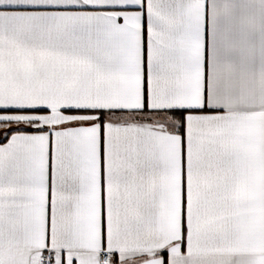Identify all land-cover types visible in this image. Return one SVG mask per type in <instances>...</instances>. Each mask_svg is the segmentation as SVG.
Segmentation results:
<instances>
[{
    "label": "snow or ice",
    "instance_id": "6c2138e0",
    "mask_svg": "<svg viewBox=\"0 0 264 264\" xmlns=\"http://www.w3.org/2000/svg\"><path fill=\"white\" fill-rule=\"evenodd\" d=\"M202 10L0 0V264H264V47Z\"/></svg>",
    "mask_w": 264,
    "mask_h": 264
},
{
    "label": "crops",
    "instance_id": "0c3cea01",
    "mask_svg": "<svg viewBox=\"0 0 264 264\" xmlns=\"http://www.w3.org/2000/svg\"><path fill=\"white\" fill-rule=\"evenodd\" d=\"M201 2L202 29L208 49L217 41L220 42L222 49L235 43L253 49L258 63L261 48L264 47V0H201Z\"/></svg>",
    "mask_w": 264,
    "mask_h": 264
}]
</instances>
